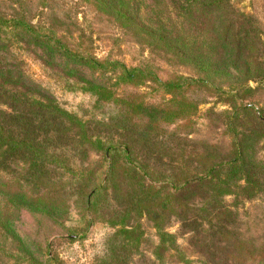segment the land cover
<instances>
[{
    "label": "rangeland",
    "instance_id": "374dc122",
    "mask_svg": "<svg viewBox=\"0 0 264 264\" xmlns=\"http://www.w3.org/2000/svg\"><path fill=\"white\" fill-rule=\"evenodd\" d=\"M207 1L0 0V14L26 16L75 52L143 71L135 82L109 75L96 96L78 89L64 58L0 31L2 62H21L41 94L85 120L89 133L133 151L113 159L111 175L110 155L61 122L47 126L51 176L0 193V264H264V177L215 179L183 199L167 191L150 215H138L130 167L139 163L183 183L233 157L235 141L248 164L264 163V0H231L219 12L204 9ZM227 35L231 44H221ZM180 76L197 79L164 86ZM10 112L0 99V118ZM97 182L107 190L91 209Z\"/></svg>",
    "mask_w": 264,
    "mask_h": 264
},
{
    "label": "trees",
    "instance_id": "16d2710c",
    "mask_svg": "<svg viewBox=\"0 0 264 264\" xmlns=\"http://www.w3.org/2000/svg\"><path fill=\"white\" fill-rule=\"evenodd\" d=\"M193 3L195 2L190 1L191 5ZM228 3H231V0H208L202 7L208 12H219L225 9ZM223 29L227 34L228 25ZM0 31L16 38L26 37L29 43L36 44L42 50L64 58L67 61L65 64L69 67L68 69L76 73L78 89L96 96L103 97L105 95L108 87L104 83V79L109 75L112 76L111 78L117 75L116 79L135 82L138 81V75L143 73L139 67L129 68L119 61L101 60L93 55L75 52L66 46L55 33H50L47 28L33 24L24 15L7 16L0 14ZM3 43L4 40L0 41V50L4 46H8ZM221 44H231L228 35L221 41ZM86 69L94 74L95 78L83 74ZM26 76L21 62L11 63L0 60V99H3L6 106L11 110L10 113L6 114V118H0V193H10L14 196L18 194L17 191H22L21 189L25 184H37L43 179V176H45L44 178L51 176V170L48 169L49 165L46 163L48 147L53 148L50 143L51 130L46 128L51 123L61 122L73 137L78 136L83 140L82 145L95 144L98 150L96 154L103 156L104 159L107 160L110 155L111 175L114 169L115 160L113 161V159L119 155H123L126 160L133 157L132 148L129 146H122V143L105 142L89 133L85 120L74 112L65 110L51 98L43 96L40 89L37 88V84ZM195 79L197 78L192 76H180L178 78L179 83H176L175 80H168L164 86L178 90L182 89L186 82ZM67 82L74 85L73 81L67 80ZM32 92H35L37 96H26L27 93ZM37 116L40 118L38 119ZM236 118L238 117L236 116ZM234 120L228 122L232 129H235ZM57 130L59 131V129ZM143 133L149 134L148 131H143ZM20 163H23L24 167L20 166ZM130 168L139 186L138 215H143L144 212L149 214L148 207L157 200L160 202V196L167 191L175 198L183 199L186 195L192 194L196 188L203 187L215 179L231 183L232 177H239V182L245 180V178L240 177L242 173L246 177L245 181L249 182H253L254 178L264 177V163L248 164L245 147L237 141H235V155L233 157L212 164L202 176L187 179L183 183L177 182L172 176L161 179L157 176V172L140 163L138 166ZM3 174L8 178H15V181L3 178ZM106 190L107 187L99 182L91 185L87 198L91 209L103 198ZM213 203L215 204V201ZM157 227L162 233V238H164L161 224H157ZM116 262L117 258L114 257L110 261H103L99 264H115ZM32 264L38 263L35 261Z\"/></svg>",
    "mask_w": 264,
    "mask_h": 264
}]
</instances>
